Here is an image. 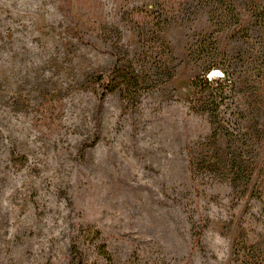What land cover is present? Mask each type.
<instances>
[{"label": "rangeland", "instance_id": "obj_1", "mask_svg": "<svg viewBox=\"0 0 264 264\" xmlns=\"http://www.w3.org/2000/svg\"><path fill=\"white\" fill-rule=\"evenodd\" d=\"M232 1L219 25L205 0H0V264H264V0ZM160 2L172 77L129 103L106 86L155 62L139 24ZM204 71L233 78L220 126ZM226 132L247 134L252 178Z\"/></svg>", "mask_w": 264, "mask_h": 264}, {"label": "trees", "instance_id": "obj_2", "mask_svg": "<svg viewBox=\"0 0 264 264\" xmlns=\"http://www.w3.org/2000/svg\"><path fill=\"white\" fill-rule=\"evenodd\" d=\"M208 5H210V12L212 13V19L219 25H224L231 23L232 21H237V15L235 14V6L232 0H205ZM247 3L255 6L253 9L255 13L258 12L257 5L255 0H247ZM162 14H154L146 11L143 15L139 25L140 36L146 38L147 47L149 53L155 51V62L152 63L151 67L147 70H137L134 67H123L115 69L117 73L111 83L106 87L107 90L112 92L115 89H119L122 93V96L129 103L139 102L138 99L141 93L144 90H147L153 83L162 80L164 78H171L172 73H169L168 61L166 60V47L164 41L161 37L160 31L162 30V25L165 20L169 18V15L172 14L168 9L165 2H160ZM166 16V17H165ZM171 16V15H170ZM257 21L260 26V30L264 34V13L257 15ZM197 49H194L195 52L201 53L203 50L207 55L212 56V65L208 67L206 71H209L212 67L216 66L218 63L213 58L218 52L217 43L212 35H205L201 40L198 41ZM217 60V59H216ZM131 69V70H130ZM171 72V71H170ZM208 72H203L200 74L193 82L194 87L197 92L201 94V98L197 101L199 104V110H202L208 113L211 117L215 119V124H220L225 121L222 119L221 113L223 111V106H229V98L231 97L233 89V78H231L228 71L223 72L222 79H209L207 77ZM227 136H231L232 141L231 147L228 148L227 152L224 153L225 156L229 157L230 168L234 171V175L237 179L243 180L245 177L252 178L253 173H255L259 166L258 161H252L251 158L247 159L246 155L245 142H242L243 137H247V134H240L236 140H234L237 135H231L229 132H226ZM246 135V136H245ZM242 143V144H241ZM234 146V148H232ZM248 153V152H247ZM248 163V164H245ZM257 173H260L257 172ZM262 178V172L259 174L257 181H260ZM264 180L261 181V187L259 188L262 195H264ZM255 187V188H256ZM263 188V189H260ZM75 251L77 250L76 245H74ZM78 252V251H77ZM105 256L109 261V264H112L113 258L111 255L105 251Z\"/></svg>", "mask_w": 264, "mask_h": 264}]
</instances>
